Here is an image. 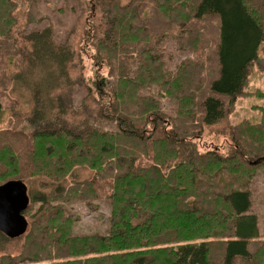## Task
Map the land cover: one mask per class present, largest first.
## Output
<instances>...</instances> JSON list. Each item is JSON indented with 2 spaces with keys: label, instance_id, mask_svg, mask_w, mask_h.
<instances>
[{
  "label": "trees",
  "instance_id": "trees-1",
  "mask_svg": "<svg viewBox=\"0 0 264 264\" xmlns=\"http://www.w3.org/2000/svg\"><path fill=\"white\" fill-rule=\"evenodd\" d=\"M137 3L95 0L90 8L84 41L107 74L89 80L82 50L54 40L51 26L22 37L15 72L6 74L0 60L2 80L13 84L10 94L26 89L29 114L35 113L21 129H0V185L31 177L40 183L19 237L35 242L28 249L51 251L43 264H214L218 257L220 264L264 263L262 219L249 212L252 191L232 177L264 175V126L252 128V148L232 134L231 156L203 153L196 143L247 95L264 41V0H192L179 13L164 7L168 19L179 18L173 27L214 23L212 47L202 49L212 53L214 68L195 80L175 78L158 47L167 39L180 46L181 33L158 35L155 0ZM11 7L0 0V12ZM138 18L140 26L152 25L137 30L131 21ZM5 102L0 96V110ZM73 206L106 212L105 229L77 232ZM25 257L31 260L19 263L45 261Z\"/></svg>",
  "mask_w": 264,
  "mask_h": 264
},
{
  "label": "rangeland",
  "instance_id": "rangeland-1",
  "mask_svg": "<svg viewBox=\"0 0 264 264\" xmlns=\"http://www.w3.org/2000/svg\"><path fill=\"white\" fill-rule=\"evenodd\" d=\"M141 1L138 0L137 4ZM12 7L15 9L9 12H0V30L7 29L6 32L0 31V60L4 63V70L6 74L13 73L17 70L15 61L19 58L18 48L23 42V36L32 30H41L46 26L52 27V36L54 40L68 39L69 42L75 45L76 49H81L82 63L84 66L83 72L89 78L94 77L95 73L107 74L109 68L101 67L94 59L93 50L84 41V29L87 30L91 26L92 12L91 6L95 0H10ZM192 0H155L152 7V14L158 24V35L169 38L182 39L181 45H177L173 39H167L158 43L159 49L165 51V59L171 63L167 66L169 69L174 68V77L179 78L186 74L187 78L195 80L196 76L201 79H206V73L210 74L214 68V59L212 53L205 54L202 49L206 45V51L212 47V37L214 36V23L209 20L206 23L196 24L187 23L179 24L178 27H173V24L180 22L179 18L175 16V22L168 19L170 15L166 14L164 9L171 7V11L177 13L181 8L187 10L188 4ZM187 6V7H186ZM165 7V8H164ZM150 14L149 8L145 7L143 14ZM189 13V11H187ZM140 19L131 21L137 28L146 27L145 22L141 26L138 24ZM191 23V24H190ZM152 25V24H151ZM84 26V28H83ZM203 28V29H202ZM73 30L74 33L66 35V31ZM174 29L169 35L168 31ZM202 29V30H201ZM124 32V31H122ZM157 35V36H158ZM187 35V36H186ZM186 36V37H185ZM185 37V38H184ZM216 37V36H215ZM31 46L29 45L28 48ZM162 52V51H161ZM12 61L13 64L9 62ZM171 61V62H170ZM1 63V64H2ZM166 64V63H165ZM264 41L260 46V51L257 61L252 65L248 81H247V95L239 98L233 105L231 112L220 123L214 125L212 128H206L202 135L203 138L197 139L196 143L201 152L208 151L218 152L222 157L231 156L235 153L233 147V137L240 134L245 143L250 147L255 146V138L252 135V128L260 123L264 126ZM184 70V72H182ZM209 70V71H208ZM207 71V72H206ZM13 84L3 81L0 76V93L3 90L6 102L3 109L0 110V129H10L12 133L15 129L23 127V122L28 116L29 118L34 114H29L32 110V102L30 101L29 93L21 86L13 94L10 91ZM3 95H0L3 97ZM77 99V98H76ZM171 102V101H170ZM173 105L174 103L171 102ZM180 113L185 114L179 108ZM181 118H184L183 115ZM11 126L13 127L11 129ZM106 126V125H105ZM13 137V134L10 135ZM250 163V162H248ZM235 182L243 188L252 191L254 199V206L249 212H257L262 221L260 224L264 227V175L263 172L251 175L248 171L243 173H232ZM22 182V181H21ZM26 184H25V183ZM22 182L27 189V196L30 199L33 197V190L40 188L39 179L31 177L29 180ZM33 189V190H32ZM37 207V206H36ZM72 209L78 214L80 221L75 224V230L79 233L100 232L106 227L104 222L108 217L106 212H89L83 207L73 206ZM102 210V207H101ZM91 213V215H88ZM29 219V217H27ZM261 227V226H260ZM262 227V228H263ZM30 238H34L33 235ZM33 239V240H34ZM35 244L34 241L27 240L24 237L8 238L4 233L0 232V264H8V261L13 260L19 263L20 260H31L26 255L38 257V263H47V259L52 257L50 250L28 249ZM215 250V249H214ZM37 254V255H36ZM220 258L215 260L214 264L219 263ZM237 264H264L256 262L243 261L241 259L236 261Z\"/></svg>",
  "mask_w": 264,
  "mask_h": 264
},
{
  "label": "water",
  "instance_id": "water-1",
  "mask_svg": "<svg viewBox=\"0 0 264 264\" xmlns=\"http://www.w3.org/2000/svg\"><path fill=\"white\" fill-rule=\"evenodd\" d=\"M29 204L27 189L21 181L13 180L0 185V232L8 238H18L27 230L23 216Z\"/></svg>",
  "mask_w": 264,
  "mask_h": 264
}]
</instances>
